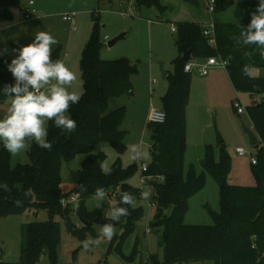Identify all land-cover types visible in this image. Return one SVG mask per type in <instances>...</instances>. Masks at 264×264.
Here are the masks:
<instances>
[{
    "label": "trees",
    "instance_id": "1",
    "mask_svg": "<svg viewBox=\"0 0 264 264\" xmlns=\"http://www.w3.org/2000/svg\"><path fill=\"white\" fill-rule=\"evenodd\" d=\"M20 3L21 0H0V19H12L11 8ZM133 3L137 8L155 6L161 11L165 9L160 0H133ZM235 3L245 9V17L236 24L215 23L216 46L204 36L203 25L189 21L178 23L176 43L182 56L184 50L191 49L192 57L220 56L226 59V70L234 87L261 97L246 106L262 146L255 156L257 164H253L257 185L229 183L231 161L223 142H220L219 151L213 144L205 145L201 171L194 164H190L188 171H185L186 113L193 73L185 70L186 62L180 56L174 62V74L167 75L168 90L161 98L167 120L163 124L148 123L152 131V161L143 175L157 178V181L149 182L157 202L151 227L160 233L159 248L162 250V257L153 254L148 264L205 260H215V264H264V75L254 76L251 73L253 67L264 69V56L255 46L243 45L240 37L243 25L250 22L251 13L256 10L259 0H217V10H224ZM98 34L96 26L83 50L81 69L84 91L79 102L72 104L68 112L77 121L75 132L65 134L52 121H48L47 139L52 143V150L33 144L29 149L31 164L12 167L11 154L4 147L0 150V218L23 214L33 208L36 213L40 210L49 213V219L25 226L21 260H1L0 264H36L43 255L57 262L61 227L55 216H62L73 233L92 227L83 225L81 229L75 228L71 222L75 209L71 205L62 206V197L74 192L82 193L77 209L86 220L94 221L97 217L104 218L103 206L91 213L85 207V198L95 193L97 188L110 187L112 191L117 190L119 207L127 208L129 215L120 218L123 231L112 237L108 253L116 251L124 260L121 264H136L138 240L130 254L125 253L124 247L137 221L145 214L144 207L137 204L143 199V192L129 185L128 173L121 165L116 162L111 167L112 174L105 175L100 167L102 156L91 155L84 161L81 182L73 191L64 193L59 180L63 160L69 159L80 148L76 145L85 148L108 143L118 151L124 149L126 131L121 126L126 117V108L121 106L112 111H108V108L113 97L134 91L133 76L137 74L138 67L127 58L102 59V43ZM12 59L0 57V101L5 98L4 88L14 84L8 70ZM52 59H59L58 53L52 55ZM246 65L248 69H245ZM246 72H250V75ZM208 171L213 174L219 187L220 209L218 212L211 211L213 224H186L189 199L204 189ZM88 185H94L95 189L85 191ZM124 192L133 197L135 206L120 203ZM98 264L110 263L104 261Z\"/></svg>",
    "mask_w": 264,
    "mask_h": 264
},
{
    "label": "rangeland",
    "instance_id": "2",
    "mask_svg": "<svg viewBox=\"0 0 264 264\" xmlns=\"http://www.w3.org/2000/svg\"><path fill=\"white\" fill-rule=\"evenodd\" d=\"M30 1L34 5L30 6ZM209 0H198L193 4L188 0H160L165 7L161 11L155 6L137 8L133 0H21L19 6L11 8L12 19H0V53L7 58L18 55V49L31 43L36 35L39 25L46 26L58 41L53 45L52 55L58 53L59 60L75 73L76 80L69 86L70 92L81 95L84 91L81 59L86 43L90 39L94 28L98 26V35L102 43L100 56L104 60L127 58L138 67V72L133 76L134 91L124 93L110 100L108 111L125 106L126 117L122 129L126 131L123 151L116 150L108 143H98L93 146L80 147L69 159H64L59 176L62 191L70 193L79 185L82 179L84 161L92 156H102L101 162L108 163L111 167L118 162L128 173L130 186L148 191L149 196L143 198L138 205L145 209V214L137 221L134 232L127 238L124 251L130 254L136 240L139 242V253L136 264H148L153 254L162 257L159 248L160 233L151 227L154 214L157 209L156 194L151 181H157L154 176H146L143 179L142 164L152 161V131L148 128V116L150 109L162 108V96L167 92L169 78L165 72L172 75L175 72V60L182 56L177 45V31L172 30L173 25L181 22H194L198 24H236L245 17V9L235 3L224 10L211 12L208 8ZM31 7L33 15L27 18L25 10ZM76 12L75 28L66 21L63 16ZM69 31V38L64 41L63 33ZM125 34L124 38L113 46L109 41L117 36ZM10 50L7 51V48ZM208 58L192 57V63H205ZM218 59L221 58L218 56ZM225 67H214L209 76L202 77L194 67L191 101L188 106L189 136L187 146L191 150L185 155V171L191 163L198 164V153L195 147L201 139L213 144L219 151L220 142L225 144L231 161V170L228 175L229 183L233 185L255 186L257 178L254 174L253 158L262 147L260 142L251 144L246 129L255 132L246 106L260 100L259 95L238 91L234 85L226 86L223 93L205 94L203 80L214 76H226ZM264 69L253 67L252 75L261 76ZM238 101L244 112L239 113L234 106ZM11 97L0 101V119H2L10 106ZM69 114V113H68ZM204 126L202 132L201 122ZM48 121L46 122V127ZM36 144L30 142L26 150L16 155H11V165L31 164L29 155L30 147ZM37 145V144H36ZM242 146L246 154L239 155L236 151ZM3 145L0 144V150ZM88 149V150H87ZM149 153L147 159L143 158L144 151ZM202 154V151H201ZM131 156H139L142 160L133 161ZM219 157V153L217 155ZM201 171V165H197ZM91 185H88V187ZM92 191L95 189L91 186ZM87 190V189H86ZM85 190V191H86ZM89 191V192H92ZM82 197V193H80ZM80 197V199H81ZM80 200L71 206L75 211L71 214V222L81 229L83 226L76 210ZM98 201L95 193L85 198L86 209L93 213L103 206L102 215L110 220L107 213L115 207H119L117 195L111 192V187L105 189V197ZM151 203L152 206H149ZM190 210L186 215V224H213L211 211L220 209V195L218 184L211 172H207V182L203 190L191 197ZM49 219L47 210L36 213L35 208L27 210L23 214L11 215L0 218V261L18 262L21 260V249L25 239V226L31 222H40ZM60 222L61 240L58 246L57 262H53L49 256L43 255L36 264H98L104 261L110 264H121L124 260L116 251L108 253L111 240H107L101 230L105 224L93 222L90 229L83 232L70 231L68 224L60 215L55 216ZM150 225L151 232L148 233ZM116 229L114 235H120L123 231L119 225H113ZM113 235V236H114ZM99 241V243H96ZM142 261V262H141ZM182 264H215V260L189 261Z\"/></svg>",
    "mask_w": 264,
    "mask_h": 264
},
{
    "label": "clouds",
    "instance_id": "3",
    "mask_svg": "<svg viewBox=\"0 0 264 264\" xmlns=\"http://www.w3.org/2000/svg\"><path fill=\"white\" fill-rule=\"evenodd\" d=\"M240 37L243 45L255 46L264 56V0H259L256 10L251 13L250 22L243 25ZM57 43L50 32L38 29L33 41L19 48L18 55L8 64L14 84L4 88V95L11 97V102L6 115L0 119V144L11 155L26 150L32 141L51 151L52 143L47 139V121H52L65 134H71L77 128V121L68 114L70 106L80 100L79 94L68 90L76 80V75L62 60L53 61L52 46ZM245 69H248L247 65ZM245 74L250 75V72ZM148 157L149 153L145 150L142 159ZM131 159L142 160L139 156H131ZM100 167L103 174H112L108 163H101ZM148 196V191L142 193L143 198ZM104 197L105 189L97 188V207L100 206L99 200ZM120 203L135 206L133 197L127 192L121 194ZM107 215L111 220L119 221L129 212L125 207H115ZM115 231L111 224L101 230L107 240L112 239Z\"/></svg>",
    "mask_w": 264,
    "mask_h": 264
},
{
    "label": "built area",
    "instance_id": "4",
    "mask_svg": "<svg viewBox=\"0 0 264 264\" xmlns=\"http://www.w3.org/2000/svg\"><path fill=\"white\" fill-rule=\"evenodd\" d=\"M29 4L32 7L34 5V1H30ZM31 7L28 6L25 10V15L27 18H31L33 15L34 10ZM208 8L211 12H215L217 9V0H209ZM76 16H77L76 12H71V13L65 14L63 16V18L66 21L70 22L73 25V27L75 28L74 25H75V17ZM172 30L174 32H176L177 26L173 25ZM202 31H203L204 36H206L208 38L210 44H212L213 46H216L217 45L216 24L212 23V24H208V25H203ZM220 58H221V60H219L217 56L209 57L205 63H192L191 61H189L185 65V70L192 72L194 70V67L196 66L199 74L207 75V74H209L210 70L214 67H225L226 68L227 63H228L227 60L222 58V57H220ZM234 106L239 113L244 112V107L238 101L234 102ZM166 120H167V114L162 108L157 109L155 107H152L150 109L149 116H148V123L149 124H163L166 122ZM236 151L239 155H245L246 154V151L242 146H238L236 148ZM252 162H253V164H257V158L255 156H254ZM147 169H148V164H142L141 171L144 173L145 171H147ZM145 178H146V176L143 177L144 180H145ZM111 192H114V194L117 195V190H115V191L111 190ZM80 195L81 194L79 192H74L72 194L64 195L61 199L62 206L66 207V206L78 203V201L80 200V197H81ZM148 205L152 206L151 203H148ZM147 230H148V233L151 232L150 225L148 226ZM263 255H264V252H263Z\"/></svg>",
    "mask_w": 264,
    "mask_h": 264
},
{
    "label": "crops",
    "instance_id": "5",
    "mask_svg": "<svg viewBox=\"0 0 264 264\" xmlns=\"http://www.w3.org/2000/svg\"><path fill=\"white\" fill-rule=\"evenodd\" d=\"M227 24H231V23H227ZM202 25H204V24H202ZM9 50H10V47L7 48V51H9ZM0 57L3 58L4 56H2L0 54ZM225 71H226L225 72L226 76L225 75H223L221 77L220 76H214L213 78H206V79L203 80V90H204L206 95H208L209 93L221 94V93H223V90L226 89V86H228L229 84L233 85V83L231 81V78H230V76H229V74H228L226 69H225ZM209 74H207L205 76H202V77L209 76ZM167 75H168V72H167ZM261 75H264V71H263V74H261ZM192 85H193V78H192ZM191 95H192V86H191V93H190V101H191ZM189 104H190V102H189ZM186 116H187V137H188L189 136V113H188V107H187ZM200 122H201L202 132H204V130H203L204 126L202 125V121L199 118L197 123H200ZM206 144H209V143H206L205 139L203 138V139H201L200 143H196V145H195V147L197 148V153H198V157H197L198 159L197 160H199V161H197L198 162L197 165H201V160L204 157V151H205V145ZM190 151L191 150L189 149V146H187L186 154L189 153ZM201 151H202V154H201ZM191 164H194V163H191ZM194 165L197 167L196 164H194ZM197 169H198V167H197ZM190 199H189V201H190ZM189 210H190V204H189ZM104 218L107 219V217H104Z\"/></svg>",
    "mask_w": 264,
    "mask_h": 264
},
{
    "label": "water",
    "instance_id": "6",
    "mask_svg": "<svg viewBox=\"0 0 264 264\" xmlns=\"http://www.w3.org/2000/svg\"><path fill=\"white\" fill-rule=\"evenodd\" d=\"M188 1H190L191 3L196 4V5L198 4V0H188ZM1 12H2V10H0V13H1ZM39 29H40V30H46V31L52 33V32H51L46 26H44V25H39ZM124 36H125V34H121V35L117 36L116 38L112 39L111 41H109L108 44H109L110 46H113L117 41H119L120 39L124 38ZM68 38H69V31L66 29V30L64 31V33H63V38H62V39H63L64 41H67ZM182 59H183V61L186 62V63L189 62V61L192 59V50H191V49L184 50V53H183ZM164 76H167V72L164 73ZM246 130H247V132H248V135H249V138H250L251 144H253V145L256 144V143L258 142V139H257V135H256V133L253 132V131H251V130H248V129H246ZM86 191H92V187L89 186V187L87 188ZM76 212H77V214L79 215L80 220L82 221V223H83L84 226H91V225L93 224V222L100 223V224H105V225H108V224H111V225H119V224H120L119 221H114V220H109V221H108V220H106V219H104V218H101V217H97V218H95L94 221H88V220H86L84 217L81 216V214H80V212H79L78 209L76 210ZM253 239H255V237H254Z\"/></svg>",
    "mask_w": 264,
    "mask_h": 264
}]
</instances>
